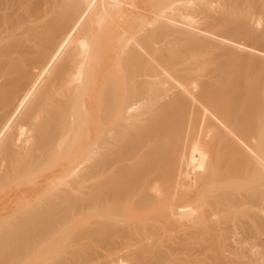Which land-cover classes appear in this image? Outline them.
<instances>
[{
    "label": "bare ground",
    "instance_id": "1",
    "mask_svg": "<svg viewBox=\"0 0 264 264\" xmlns=\"http://www.w3.org/2000/svg\"><path fill=\"white\" fill-rule=\"evenodd\" d=\"M0 264H264V0H0Z\"/></svg>",
    "mask_w": 264,
    "mask_h": 264
}]
</instances>
